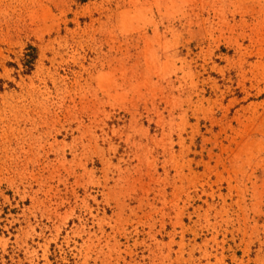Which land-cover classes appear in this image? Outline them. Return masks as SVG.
Listing matches in <instances>:
<instances>
[{"label":"rangeland","instance_id":"1","mask_svg":"<svg viewBox=\"0 0 264 264\" xmlns=\"http://www.w3.org/2000/svg\"><path fill=\"white\" fill-rule=\"evenodd\" d=\"M0 264H264V0H0Z\"/></svg>","mask_w":264,"mask_h":264},{"label":"trees","instance_id":"2","mask_svg":"<svg viewBox=\"0 0 264 264\" xmlns=\"http://www.w3.org/2000/svg\"><path fill=\"white\" fill-rule=\"evenodd\" d=\"M27 50L29 51L27 54H26V59L24 60V65L25 66H30L31 63L33 62V60L35 59V48L32 47V46H28L27 47ZM29 56V58H28Z\"/></svg>","mask_w":264,"mask_h":264}]
</instances>
